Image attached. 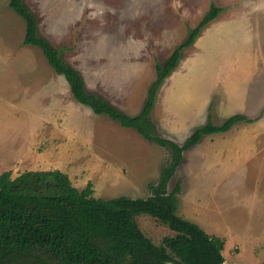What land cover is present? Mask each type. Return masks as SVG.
<instances>
[{
    "label": "rangeland",
    "instance_id": "374dc122",
    "mask_svg": "<svg viewBox=\"0 0 264 264\" xmlns=\"http://www.w3.org/2000/svg\"><path fill=\"white\" fill-rule=\"evenodd\" d=\"M9 1L0 0V39L16 40L15 45L20 50L14 51L21 52L25 45L26 23L9 7ZM53 1L24 0L37 17L39 33L60 49L62 57L82 73L90 92L102 95L131 116L139 114L145 105L149 88L157 77L156 65H164L173 51L189 38L212 4L221 7L218 16L202 29L195 41L182 49L176 69L183 71L187 66L191 69L183 73L182 79L170 78L174 69L164 80L157 94L156 115L159 96L163 101H169L177 94L181 99H187L188 102L177 106L186 115L201 103V85L214 79L217 72L223 76L220 79L222 85L229 81L228 70L250 68L243 77L247 79L242 89L248 109L242 114H253L261 105L260 114L247 118L252 123L264 117V0H69L68 9L64 7L63 10L61 7L56 9ZM227 12L231 17L245 15L252 20L244 29L234 27L239 24L233 22L235 24L216 30L215 35L205 37V42L200 39L209 27H220ZM243 51L247 53L248 61L233 59L237 53L242 57ZM26 54L41 63L45 58L38 48ZM6 65L9 66V61ZM3 79L1 71L0 102L10 99L4 94ZM196 90L201 91L195 94L197 98H186L194 95L190 93ZM223 93L227 94L226 90ZM215 94L207 107L204 123L195 129L209 120L222 124L235 115H226L223 107H217V97L224 98L225 95L219 89ZM14 102L18 103L17 100ZM86 108L89 111L82 109V115L92 114L89 113L93 112L92 109ZM101 116H104L101 117V129L106 130L108 140L115 142L118 149L114 153L113 149H98L96 155L101 159L92 156L66 159L67 165L62 167L64 172L80 189L91 181L96 197H149L148 183L159 179L162 168L170 159V151L145 140L132 128L124 131L120 123L108 115ZM155 120L152 121L160 125ZM245 125L243 122L242 127ZM158 132L163 135L160 130ZM253 133L252 128L248 134ZM202 139L187 152L188 161L194 168L197 166V171L192 167L191 170L187 162L183 167L181 164L179 169L183 168L185 176L178 169L169 183L171 190L181 181L177 214L197 223L207 233L224 238L223 255L227 264H264V129L248 155L243 149L247 143L245 138L230 140L227 150L234 153L235 161L227 171L229 157L223 156L222 146L216 147L213 154L206 152L195 160L194 152L205 147L208 137ZM78 143L74 142V146L81 147L82 144ZM250 145L251 142L246 146L247 151ZM47 146L48 141L44 140L37 150L45 152ZM41 157V163L46 161L44 154ZM103 163L102 170L100 164ZM136 219L147 236L158 244L165 237L179 233L150 214L141 213ZM31 263L37 262L30 260L26 264Z\"/></svg>",
    "mask_w": 264,
    "mask_h": 264
},
{
    "label": "trees",
    "instance_id": "16d2710c",
    "mask_svg": "<svg viewBox=\"0 0 264 264\" xmlns=\"http://www.w3.org/2000/svg\"><path fill=\"white\" fill-rule=\"evenodd\" d=\"M9 7L25 20L24 44L43 51L52 68L66 78L79 103L167 148L170 159L159 179L148 183L151 195L147 198L96 197L91 181L80 189L59 169L28 170L16 177L11 171L3 172L0 174V264H26L30 260L36 264H227L223 255L225 239L179 216L181 181L171 190L169 183L184 161V152L197 145L203 136L226 132L238 122L252 120L241 114L230 116L222 124L209 120L183 143H178L161 135L151 119L159 88L178 66L182 49L195 41L202 29L218 16L221 7L212 4L189 38L173 51L164 65H156L157 77L149 88L145 105L133 116L88 90L82 73L39 33L37 17L24 0H10ZM141 213L150 214L179 233L155 243L137 222L136 217Z\"/></svg>",
    "mask_w": 264,
    "mask_h": 264
},
{
    "label": "crops",
    "instance_id": "0c3cea01",
    "mask_svg": "<svg viewBox=\"0 0 264 264\" xmlns=\"http://www.w3.org/2000/svg\"><path fill=\"white\" fill-rule=\"evenodd\" d=\"M53 3L56 9L61 7L63 10L64 7H67L66 5H69V0H54ZM226 14L227 16H224L225 21L221 22L222 25H220V27L217 28L216 25L215 27H209L200 39L205 42V37L210 34L215 35L216 30L224 29L229 25L235 24L233 22L239 24V26L234 27H241V29H244L247 26L245 24L252 20L251 17L247 18L245 15L242 17L232 15L231 17L230 12ZM242 22H244V24H242ZM13 42L14 45L17 43L16 40H11L8 37L4 41L0 39V72L3 71L4 76L3 81L6 88L4 94L10 98L8 101L0 102V173L11 171L13 177H16L28 170L59 169L64 172L62 167H66V159L82 156L99 157V155H96L98 149H104V151L113 149L114 153V151L118 149V146H114L115 142L108 140V133L106 130L101 129L100 125V122L103 121L101 117H104L101 115L106 114H96L90 111L89 113L92 114L82 115V109L87 108L85 105L75 100L66 78L58 74L52 68L46 57L42 59L41 63V61L37 62L33 56L26 54L27 51L40 48L33 45H24L22 48L23 52L22 50L21 52H15L14 50L19 47L16 45L13 46ZM233 59L249 60L247 59L246 52L243 53L242 57L237 53ZM8 61L9 66L6 65ZM3 64H5L4 67ZM189 68L190 66H187V68H183V71L176 69L170 78L182 79L183 73L188 71ZM248 70H250V68L241 71L228 70L227 77L229 81L223 82L222 85H220V79L223 76L222 74L220 76V73L217 72L214 79L201 85L203 86L201 103L196 109L191 110L186 115L182 110H179L177 106L188 102L187 99H181L177 94L170 97L169 101H163L159 96L158 116L155 112L156 106L152 112L151 119L153 121L156 119L160 123L161 126L157 122L156 125L164 136L176 142L183 143L198 125L204 123L208 114H206L207 107L209 106L212 95H217L215 94V90L217 89H219V92H222V95H225L224 98L217 97V107H223L226 115L241 114L245 117H250L260 114L261 110L259 109H261V105L258 106V111L253 114H242L246 108L248 109V106H245V95L242 89L247 82V79L245 80L243 77H246V71ZM229 77L231 79H229ZM225 90L227 94L223 93ZM184 92L187 93V90ZM198 93H201V91H192L190 94L194 95L186 96V98L194 100L197 98L195 94ZM230 96H233V99H229ZM11 97H13V101H11ZM16 100L18 103L14 102ZM160 103H162L161 106ZM87 111L89 110L87 109ZM263 119L264 117L261 116L258 121L252 123L241 121L235 124L229 131L205 135L208 137V140L203 149L198 148V150L194 152L193 155L195 160L198 157L204 156L206 152L213 154L212 151L216 147L222 146L223 156L227 159L229 157V165H226V171L229 170V168L234 166L233 161H235V157H233L234 153H229L227 150L230 140L245 138L247 143L244 145L243 149L246 155H248L253 143L256 142V139L262 134V130L264 129ZM243 122L247 124L244 127H242ZM121 127V129H125L124 131L131 129L123 127L122 125ZM252 128L254 133L248 134ZM135 133L140 135L136 130ZM44 140L48 141L47 149L45 152H39L37 149L42 145ZM60 141L65 142L63 143ZM76 141L79 142L78 144H82L84 149H82V146H74V142ZM108 142L110 143L108 144ZM250 142L251 147L249 151H247L246 146ZM190 149L184 152L182 167L187 162V165L190 166L191 169V167H194L192 166V162L188 161L187 153ZM253 152L255 154V151ZM42 154L46 157V161L43 163L40 161L42 159ZM245 160L246 158L244 161ZM102 161L105 164L107 163L104 159H102ZM104 163L100 164L102 170ZM179 170H182L185 176L183 168ZM193 170L197 171V166Z\"/></svg>",
    "mask_w": 264,
    "mask_h": 264
},
{
    "label": "water",
    "instance_id": "95a60500",
    "mask_svg": "<svg viewBox=\"0 0 264 264\" xmlns=\"http://www.w3.org/2000/svg\"><path fill=\"white\" fill-rule=\"evenodd\" d=\"M169 264H177V263H174V262H170Z\"/></svg>",
    "mask_w": 264,
    "mask_h": 264
}]
</instances>
